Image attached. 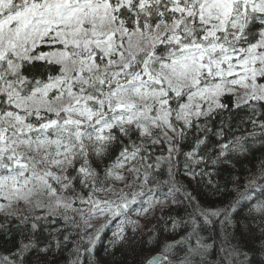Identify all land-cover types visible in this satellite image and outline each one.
<instances>
[{
  "label": "snow or ice",
  "instance_id": "1",
  "mask_svg": "<svg viewBox=\"0 0 264 264\" xmlns=\"http://www.w3.org/2000/svg\"><path fill=\"white\" fill-rule=\"evenodd\" d=\"M0 264H264V0H0Z\"/></svg>",
  "mask_w": 264,
  "mask_h": 264
},
{
  "label": "trees",
  "instance_id": "2",
  "mask_svg": "<svg viewBox=\"0 0 264 264\" xmlns=\"http://www.w3.org/2000/svg\"><path fill=\"white\" fill-rule=\"evenodd\" d=\"M260 153H256V156H259ZM256 162L255 158H250L249 160H245L242 162V164H238L237 165V169L239 170V172L242 174L243 173V168L244 167H251L252 164H254ZM215 179H217L220 184L223 186L226 183H229L230 186V180L231 177L229 176L228 172H222L219 176H217ZM102 221L100 223H103V218ZM133 219H136V217H133ZM143 223V221H142ZM151 223H156V221H151ZM150 226V225H149ZM113 231H115V223H113L109 228H107L101 235L99 240H97L96 242V246H95V251L100 255V256H104L105 254V249L108 248L110 246L111 243V239H112V233ZM153 249L151 247L145 248L137 257V259H147L148 258V254L150 252H152ZM119 256V254H118ZM257 259H259V257H257Z\"/></svg>",
  "mask_w": 264,
  "mask_h": 264
},
{
  "label": "rangeland",
  "instance_id": "3",
  "mask_svg": "<svg viewBox=\"0 0 264 264\" xmlns=\"http://www.w3.org/2000/svg\"><path fill=\"white\" fill-rule=\"evenodd\" d=\"M102 221V219H99V223Z\"/></svg>",
  "mask_w": 264,
  "mask_h": 264
}]
</instances>
